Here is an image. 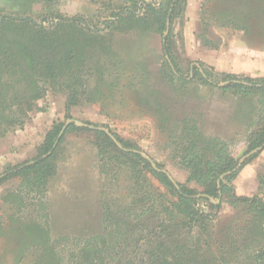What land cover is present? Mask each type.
<instances>
[{"label": "rangeland", "instance_id": "1", "mask_svg": "<svg viewBox=\"0 0 264 264\" xmlns=\"http://www.w3.org/2000/svg\"><path fill=\"white\" fill-rule=\"evenodd\" d=\"M171 1L146 0L134 9L129 0H0V15L32 18L57 39L59 60L70 38L80 57L62 63L58 80L45 79L41 70L27 69L19 50L32 28L22 21L0 28V174L37 157L52 126L69 120L118 135L176 183L198 191L203 189L189 181L183 163L188 139L194 138L186 128L201 135L200 148L220 140L235 159L249 158L247 139L264 110L257 96L221 89L222 74L229 72L217 64L241 77L264 78V0H194L191 6L190 0H174L179 5L166 37L175 64L163 53L166 31L159 30L155 13L165 12ZM56 15L84 22L72 24ZM36 89L42 96L31 109L19 106ZM72 93L77 104L67 114ZM129 160L100 154L95 134L72 130L45 186L31 191L20 178L0 184V264L150 263L160 233L157 189L175 198L150 174H137ZM233 185L238 196L264 200V150ZM153 204L156 211L139 216ZM197 205L208 209L204 200ZM188 235L178 232L173 239L182 242ZM199 235L195 228L191 237L195 241ZM202 239L212 247L201 252L207 264L215 259L256 264L264 231L244 205L227 201ZM85 247L91 251L81 258Z\"/></svg>", "mask_w": 264, "mask_h": 264}, {"label": "trees", "instance_id": "2", "mask_svg": "<svg viewBox=\"0 0 264 264\" xmlns=\"http://www.w3.org/2000/svg\"><path fill=\"white\" fill-rule=\"evenodd\" d=\"M145 1L129 0L131 3L130 6L134 9L140 2ZM178 5L179 2L172 0L165 12L155 10L161 32L166 31L168 20L173 22L174 13ZM147 7L149 9L152 8L150 5H147ZM55 17L56 19L72 24L84 22L81 17H66L63 15H56ZM139 20L143 21V23L148 21L143 18ZM16 21L24 22L26 27H31V30H33V34L28 42L19 45V50L22 54L21 57L25 60L29 71L41 70L45 79L56 81L60 78L58 69L61 70L60 66L62 63L64 64V61L66 64H72L79 60L80 57L74 49L76 41L73 38H70L71 40L68 42L70 47L67 53H65L63 59L61 58L59 60L57 47H55L57 39H54L49 32H46L41 25L36 24L32 18H15L0 15V28L3 25L15 24ZM89 42L87 41V44ZM162 50L165 55L170 56L171 61L175 64L171 53L169 37L163 39ZM194 70H197V68H194ZM222 76L225 85L221 89L226 92L233 91L237 95L245 97L257 96L259 98V104L264 110V78L241 77L230 73H223ZM208 79L204 78V81L208 84L215 85ZM41 96L42 90L36 89L35 95L29 101L20 103L19 106H26L27 109H31V103L40 99ZM75 104H77L76 96L72 93L68 96L66 104L67 114H69L71 107ZM22 112L24 111L22 110ZM67 116V118H72L70 115ZM87 125L92 126L91 123H87ZM63 126L64 123H55L46 134L43 144L39 147L38 156L30 161L6 169L4 173L0 174V184L15 178H20L22 179V186L31 191L45 186L48 180L56 174L55 160L59 146L63 143L65 135L72 130L87 131L95 134L96 145L100 154L111 152L118 162L124 158L130 159L131 167L135 170L139 168L137 174L142 176L144 173L150 174L162 188L166 189L167 193L175 198L173 200L168 199L166 192L161 191L160 188L157 189V196L160 201V210L157 211V216L161 217L158 218L156 229L160 230V233L156 236V247L151 252L153 260L148 264H207V261L201 260L203 259L201 252L204 249L211 250L212 247L209 239H202L203 232H206L211 223L221 214L227 201L232 206L244 205L247 212L251 214V220L253 218V222L261 226L264 231V200L258 197L249 198L238 196L233 185V181L240 171L252 160L257 158L261 151L251 155L238 168L240 160L235 159L231 154L227 143L220 140H208L205 147L200 148L198 147V143L201 135L196 131L195 127L191 129L186 128L189 133L194 135V138L192 136L190 140L188 139L183 163L190 171L189 181L196 183L203 189V191H198L171 180L169 175L162 171V166L157 164V169H155L150 160L131 150L133 149L132 145L121 139L118 135L113 134V137L116 138L123 148H120L108 133L94 127H77L74 123L71 124L64 132L58 146L54 148ZM246 144L248 154L258 149L264 150V115H260L258 127L248 137ZM212 199L218 203L212 202ZM199 200H204L208 204L206 211L198 208L197 203ZM151 210H157L154 204L148 205L139 216L144 217ZM195 228L200 229L202 235H199L194 241L191 235H193ZM182 231L189 234V237H185L182 242L174 240L173 236L176 233L178 234V232L182 233ZM216 250L213 252L217 253ZM90 251L89 247H85L79 255L81 258H84ZM218 262L215 259L209 262V264H218ZM255 263L264 264V246L262 250L256 253Z\"/></svg>", "mask_w": 264, "mask_h": 264}, {"label": "water", "instance_id": "3", "mask_svg": "<svg viewBox=\"0 0 264 264\" xmlns=\"http://www.w3.org/2000/svg\"><path fill=\"white\" fill-rule=\"evenodd\" d=\"M169 26H170V20H168V22H167V30H166L165 37L169 34ZM168 59H169V58H168ZM224 85H225V84H223V85H221V86H224ZM73 123H74L77 127H90V128H93V127L88 126L87 124H85V123H83V122H80V121H74V120H69V121H67V123H65V125L63 126V128H62V130H61V132H60V135H59V137H58V139H57V141H56V143H55V145H54V148H56V147L58 146L59 141H60V139L62 138L64 132H65L66 129H67L71 124H73ZM98 130H103V131H105L106 133H108L111 137H113V135H112L108 130H106V129H98ZM113 139H114V141L117 143V145H118L120 148H122L121 144L116 140V138L113 137ZM259 151H262V149L255 150V151L251 152L250 154H248L246 157H250L251 155H253V154H255V153H258ZM141 154H142V153H141ZM142 155H143V154H142ZM143 156H144V155H143ZM144 157H145L146 159L150 160L151 163H152V165H153V167H154L155 169H157V166L152 162V160H151L149 157H146V156H144ZM244 161H245V159H241V160H240V163H239L238 168L241 167V165L243 164ZM238 168H237V169H238ZM237 169H236V170H237ZM163 172L167 173V172L164 171V170H163ZM167 174L169 175L170 179L173 180V178L170 176V174H169V173H167ZM173 181H174V180H173ZM174 182H175V181H174ZM211 201L214 202V203H217V202L214 201L213 199H212Z\"/></svg>", "mask_w": 264, "mask_h": 264}, {"label": "crops", "instance_id": "4", "mask_svg": "<svg viewBox=\"0 0 264 264\" xmlns=\"http://www.w3.org/2000/svg\"><path fill=\"white\" fill-rule=\"evenodd\" d=\"M193 3H195L194 0H190V1H189V5H190V6H191ZM193 5H195V4H193ZM247 54H249V55H248V56H249L248 58L250 59V61H252V50H251V52H248ZM218 56H223V55H222V54H221V55L219 54ZM227 58H230V57L226 56V59H227ZM226 59H225V60H226ZM221 60H222V59H220V57H219V61H221ZM221 63H222V62H220V63L217 64V66H218V67H217L218 70H221L222 72H229V73H232V74L234 73V74H235V72H236L235 70H232V69H229V68L222 67V66H220Z\"/></svg>", "mask_w": 264, "mask_h": 264}]
</instances>
